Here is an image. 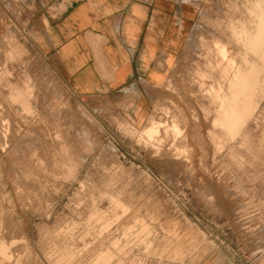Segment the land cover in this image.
<instances>
[{
  "label": "rangeland",
  "instance_id": "1",
  "mask_svg": "<svg viewBox=\"0 0 264 264\" xmlns=\"http://www.w3.org/2000/svg\"><path fill=\"white\" fill-rule=\"evenodd\" d=\"M150 1L162 75L84 92L0 0V264H264V0Z\"/></svg>",
  "mask_w": 264,
  "mask_h": 264
},
{
  "label": "crops",
  "instance_id": "2",
  "mask_svg": "<svg viewBox=\"0 0 264 264\" xmlns=\"http://www.w3.org/2000/svg\"><path fill=\"white\" fill-rule=\"evenodd\" d=\"M151 2L49 0L40 18L45 17L49 23L50 49L82 91L129 86L135 81V76L142 79L143 76L159 78L162 75L160 62L167 52L160 34L163 37L165 33V19L169 11L159 4L151 6ZM124 27L132 44L128 45L126 38L114 39L118 44L112 47L110 36L118 34L119 29ZM152 31H156L157 37H151ZM139 46L143 55L138 60L135 55ZM113 49L118 54L112 55ZM111 59L117 69L106 78L105 69L108 72Z\"/></svg>",
  "mask_w": 264,
  "mask_h": 264
},
{
  "label": "clouds",
  "instance_id": "3",
  "mask_svg": "<svg viewBox=\"0 0 264 264\" xmlns=\"http://www.w3.org/2000/svg\"><path fill=\"white\" fill-rule=\"evenodd\" d=\"M138 146H140V147H142V148H143V146H142V145H138Z\"/></svg>",
  "mask_w": 264,
  "mask_h": 264
},
{
  "label": "bare ground",
  "instance_id": "4",
  "mask_svg": "<svg viewBox=\"0 0 264 264\" xmlns=\"http://www.w3.org/2000/svg\"><path fill=\"white\" fill-rule=\"evenodd\" d=\"M105 150H106V148H105ZM108 150V149H107Z\"/></svg>",
  "mask_w": 264,
  "mask_h": 264
}]
</instances>
